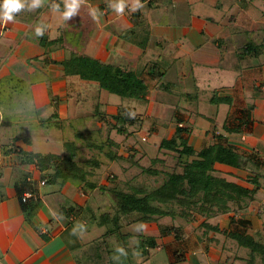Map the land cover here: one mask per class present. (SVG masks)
Returning <instances> with one entry per match:
<instances>
[{
  "label": "crops",
  "instance_id": "1",
  "mask_svg": "<svg viewBox=\"0 0 264 264\" xmlns=\"http://www.w3.org/2000/svg\"><path fill=\"white\" fill-rule=\"evenodd\" d=\"M112 2L80 0L78 14L65 21L61 15L65 0H41L40 7L17 13L15 22L0 23V264H75L106 231L98 217L114 203L110 188L129 191L144 186L136 182L131 166H142L140 157L145 153L149 163L155 157L162 159L157 155L164 150L158 145L174 135L177 118L182 119L179 125L190 126L188 143L195 150L222 136L237 151L255 155L258 165L264 163V0H139L141 7L134 11L137 0H125L123 14L111 8ZM56 4L60 12L54 10ZM93 8L103 13L99 22L90 14ZM40 23L47 31L37 38L34 28ZM72 55L133 70L151 77L152 85L144 100L121 98L94 80L67 73L63 63ZM180 61L182 69H190L191 84L208 88L195 86L191 94L176 87L173 77L186 78L187 72L172 70L180 67ZM168 96L180 102H169ZM126 107L140 119L138 132L150 130L158 138L136 145L127 140L130 157L116 149L117 158H107L94 169L88 178L107 190L52 177V165L58 160L47 166L31 158V154L66 156L69 129H83L91 120L95 124L99 115L105 124ZM118 158L135 164H119ZM104 166L112 175L101 181L106 174L97 172ZM147 167L142 166L139 174ZM214 169V174L254 193L242 198L236 210L207 221L230 230L240 226L237 219L246 220V233L264 246V184L252 180L258 176L260 182V173L222 163H215ZM27 191L32 198L23 202ZM131 218H122L121 233L113 238L117 244L113 264H264L262 254L251 253L209 227H199L200 220L187 223L190 232L176 240L172 232L161 234L160 229L178 224L177 217L155 223H129ZM79 224L86 226L85 231L73 235ZM141 224L143 230L137 231ZM146 237H153L156 246L142 245ZM117 247H123L127 256L116 259ZM162 249L164 256L158 253Z\"/></svg>",
  "mask_w": 264,
  "mask_h": 264
},
{
  "label": "trees",
  "instance_id": "2",
  "mask_svg": "<svg viewBox=\"0 0 264 264\" xmlns=\"http://www.w3.org/2000/svg\"><path fill=\"white\" fill-rule=\"evenodd\" d=\"M64 67L67 73L76 74L82 79L94 80L98 82L100 88L107 92L117 95L121 98L138 101L144 100L148 89L151 87L150 79L139 76L133 70L122 69L118 66L103 63L82 55H72L64 61ZM216 102H230V99L216 98ZM133 112L131 107L123 108L120 113L113 115V129L117 133L127 134V125L140 126V119L135 115L129 117L128 113ZM182 119H176L175 133L171 138H163L158 148L164 152H174L178 160L183 159L182 172H169L163 182L151 190L145 186L132 187L129 191H121L116 188H110L113 192L112 207L101 213L98 217L101 225L107 226L105 233L95 242L83 251L82 256L75 264H113L112 253L115 249V238L121 233L122 218L131 217L129 223L137 221L139 223H155L159 218H184L188 217L185 223L199 221V227H209L211 230L221 233L235 240L238 245L250 249L251 253L259 252L264 256V246L253 236L246 233L247 221L241 218L237 219L238 227L234 226L229 229H220L216 225H211L207 220L211 217L225 214L230 211L229 202L238 203L242 198H252L251 190L242 187L236 183L226 180L214 174V164L222 163L232 167L250 170L251 165L258 166V160L255 155L245 154L237 151L222 136H214L215 142L199 150H195L189 143L190 126L179 125ZM126 125L124 126V124ZM227 132H233L232 128L224 125ZM66 145L70 152L63 157L54 155L31 154L39 164L49 166L51 161L58 160L53 164L52 177H61L64 180H72L80 183L84 188L97 187L100 191L107 190L105 185H98L97 182L91 181L88 177L98 167L101 160L92 159L76 160V143L67 142ZM102 146V145H95ZM163 152V153H164ZM111 151H106L107 158H117L116 153L111 156ZM133 157V156H132ZM159 158L151 160L155 164ZM51 166V165H50ZM147 173L156 175L155 167L144 169ZM258 173H256L257 175ZM255 184L259 183L258 176L253 179ZM27 188L32 184L28 183ZM26 185V184H25ZM23 192V188L21 189ZM229 201V202H228ZM172 204L181 207V211H176ZM74 212L80 208H72ZM232 224L235 222L231 219ZM161 234H174L176 240L184 235V223L161 228ZM143 243L152 248L156 246L153 237L143 238Z\"/></svg>",
  "mask_w": 264,
  "mask_h": 264
},
{
  "label": "rangeland",
  "instance_id": "3",
  "mask_svg": "<svg viewBox=\"0 0 264 264\" xmlns=\"http://www.w3.org/2000/svg\"><path fill=\"white\" fill-rule=\"evenodd\" d=\"M178 64L180 65V67H177L175 69H172L173 71H181V66H182V62H178ZM184 70L186 73L185 77L186 78H182L180 76H174L173 77V81H175V85L176 87H185L186 91H188L189 93L193 92L194 93V89H195V85L194 83L191 84V80L193 79V77L190 78V69H182ZM189 72V75H188ZM165 79H167V77H165ZM182 81L183 86L180 85V82ZM197 87L201 88V89H207L208 87L206 85H203L202 83H200V85H198ZM190 89L191 92H190ZM201 91V90H200ZM202 92V91H201ZM199 93V95H202V93ZM207 92V91H204ZM192 94V93H191ZM168 98H170L168 101L169 102H174V103H178L180 102V100H174L171 97L168 96ZM206 97H204V94L202 95L201 99L205 100ZM190 101V100H189ZM183 102V101H181ZM190 105V102L188 103ZM206 105V104H205ZM204 105V107H205ZM193 106H195V104H193ZM203 107V108H204ZM95 119V118H93ZM98 119V120H97ZM97 119L94 120L95 124L91 123L88 125L83 124V129H75L72 128L71 130H68V136H67V140L68 142H75L77 143L76 145V160H85L86 158L91 157L92 161H97L98 158L101 160V162H104L105 160H107V155L105 156V152L106 151H111L112 153L110 154L111 156L113 155V153H116V149H118L117 153L119 152H124L126 153V155H128V157H130L131 155V147H128L129 144L133 143L134 145H136L137 143H141V144H147V143H152L154 140H156L158 138V136L155 135H150V130L145 132L143 130H141V132H138V125H127L128 130H127V134H121V133H117L114 132L113 129V124L114 121L112 118H108V121H105V124L102 123V118L99 115V117H97ZM97 122L99 124H97ZM126 125V123L124 124V126ZM145 137V138H143ZM145 139V141H144ZM127 140H130L131 143H127ZM116 144V146H118L117 148L114 147V145ZM95 145H102V146H95ZM113 145V146H112ZM123 147V148H121ZM128 147V148H127ZM121 148V150H120ZM152 153V152H151ZM151 153H148L152 156ZM90 155V156H89ZM134 155H136L135 153L132 154V156L134 157ZM147 153L144 154V156L140 157V161H141V165L143 167H150V168H154L156 169L157 173L156 175H152L149 174L145 171V173L143 172V174H139L140 171L142 169V166H140V164H135V162L132 163V161H128L125 159H116V161L121 164V163H126V164H130L131 165H138L137 166H131V170L134 171L135 175L133 176L134 178H136V182L138 184L144 185L146 187L147 190H151L153 188H155L156 186L160 185L164 179H166L167 174L169 172H175V173H181L182 172V165H183V159L182 160H178L177 158V154L174 152H164V153H159L157 156L162 157V159L159 160V163H152L150 161L149 163V159L147 158ZM123 156H120V158ZM135 161V157L133 158ZM131 162V163H130ZM262 166V167H261ZM260 165H258L256 168H254L253 166H251L250 168L252 169V173H260V176L262 178V180L259 182L260 185L264 184V177H262L264 175V163H262ZM257 171V172H256ZM103 172H105L106 177L101 178V181H103L104 179H110L112 173L108 172L106 167H102L97 173L99 175H101ZM142 173V172H141ZM138 176V177H137ZM98 176H95V180H97ZM104 180V181H106ZM111 198L114 200L113 195H110ZM229 202V201H228ZM173 207L175 208L176 211H181V207L177 204H172ZM230 205V211L231 210H236V207L239 205L242 206V203L239 201L238 203H232L231 201L229 202ZM192 214V213H191ZM190 212L188 215H186L184 218H179L178 221H180L181 223H184V231L185 232H190V226H187V228H185L186 224L185 223V219L188 217V219L190 220V216H191ZM198 220L203 219L200 215H196ZM167 218H163V219H168ZM223 219V218H221ZM170 221L168 220L167 222H165L168 226H170ZM190 224V223H189ZM93 233V232H92ZM94 234V233H93ZM88 237H95L94 235H88ZM185 237V236H184ZM235 243V242H234ZM243 247V246H242ZM241 247V248H242ZM243 251H246V248H242ZM159 255H163L165 254V251L162 249L160 251H158ZM132 263H135V261L131 260ZM149 263V261H144V262H138L135 264H153ZM169 263V262H168ZM167 263V264H168ZM127 264H129V262H127Z\"/></svg>",
  "mask_w": 264,
  "mask_h": 264
},
{
  "label": "clouds",
  "instance_id": "4",
  "mask_svg": "<svg viewBox=\"0 0 264 264\" xmlns=\"http://www.w3.org/2000/svg\"><path fill=\"white\" fill-rule=\"evenodd\" d=\"M41 6V0H30V3L26 2V0H0V23L7 24L10 22H15L16 14L21 12L22 10L29 8L35 9ZM111 8L117 14H123L125 11L126 3L125 0H113L111 3ZM54 10L60 12V5L56 4L53 6ZM141 7L139 0H137L136 6L133 9ZM80 8V0H65L64 10L61 15L65 21L71 19L75 15L78 14ZM90 14L93 20L99 22L101 16L103 15L98 9L93 8L90 9ZM47 31V26L43 23L37 24L34 28V35L39 38L42 37ZM129 117H134L135 113H128ZM144 225H138L137 231H142ZM86 226L84 224H79L73 229V235L77 233H83L85 231ZM116 253L118 254L115 258L119 259L121 256H127V252L123 247H117Z\"/></svg>",
  "mask_w": 264,
  "mask_h": 264
},
{
  "label": "built area",
  "instance_id": "5",
  "mask_svg": "<svg viewBox=\"0 0 264 264\" xmlns=\"http://www.w3.org/2000/svg\"><path fill=\"white\" fill-rule=\"evenodd\" d=\"M41 184H44V181H41ZM32 193L31 192H24L22 195V201L26 202L27 200H29L30 198H32Z\"/></svg>",
  "mask_w": 264,
  "mask_h": 264
}]
</instances>
